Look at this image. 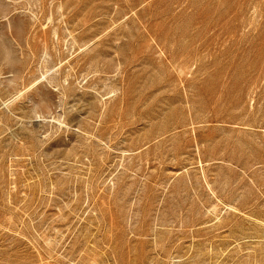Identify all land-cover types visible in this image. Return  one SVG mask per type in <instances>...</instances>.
<instances>
[{"label":"rangeland","instance_id":"obj_1","mask_svg":"<svg viewBox=\"0 0 264 264\" xmlns=\"http://www.w3.org/2000/svg\"><path fill=\"white\" fill-rule=\"evenodd\" d=\"M0 264H264V0H0Z\"/></svg>","mask_w":264,"mask_h":264},{"label":"bare ground","instance_id":"obj_2","mask_svg":"<svg viewBox=\"0 0 264 264\" xmlns=\"http://www.w3.org/2000/svg\"><path fill=\"white\" fill-rule=\"evenodd\" d=\"M44 74H46V73H44ZM46 76V75H45Z\"/></svg>","mask_w":264,"mask_h":264}]
</instances>
